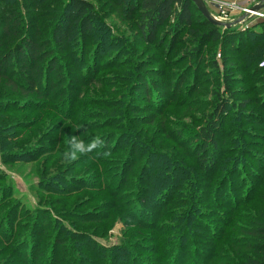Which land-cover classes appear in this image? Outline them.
I'll return each instance as SVG.
<instances>
[{
	"label": "rangeland",
	"instance_id": "rangeland-1",
	"mask_svg": "<svg viewBox=\"0 0 264 264\" xmlns=\"http://www.w3.org/2000/svg\"><path fill=\"white\" fill-rule=\"evenodd\" d=\"M89 1L94 4L101 21L94 24L93 33L74 40L66 49L59 48L56 51L60 55L59 60L65 64L62 73L66 77L75 81L79 73H82L78 82L72 83L74 89H67V94H61L52 101H40L37 98L35 103H30L34 95L24 97L22 93H15L8 82L0 81V213L13 208L7 212L10 217L4 225L13 224L15 231H25L35 215L41 217L36 229L44 225L49 228L51 236L57 228L56 225H61L60 229L67 239L61 247L67 248L62 251V255L66 256L64 261H70L69 264H98L96 258L92 263V257L88 262L83 261L82 257L90 253L96 255L100 253V248L105 251L101 253L102 256L106 258V255L115 254L122 260V264H137L135 261L139 258H142L143 264H160L159 259L163 254L152 252V249H156V245L160 247L171 241V233L167 226L171 213H176V207L187 205L188 199L192 196L191 186L197 178L192 154L186 149L188 145L175 143L166 134H162V130L157 131V127H153L151 132L147 131L150 126L145 127L143 134L149 133L146 144L151 147L138 145L135 152L139 160L137 169H141L142 164L147 163L156 171H147L142 179H138L137 176L131 179L126 170L121 168L123 154H118L116 159L109 155L99 159V154L95 152L108 139V149L114 148L118 141L130 145L135 139L130 136L119 138V130L122 128L135 129L134 136L138 139L143 138L138 129L145 125L144 122L140 124L137 121L131 122L128 112L120 110L125 102L128 105L137 104L140 114L144 115L167 106L163 113L164 126L166 130L184 128L185 144L190 141L191 144L194 143L192 139L205 125L209 114L224 102L231 111V115L226 116L227 129L232 133L241 128L240 125H236L234 119L235 115L243 111L247 113L245 122L249 121L246 123L247 129L252 133L247 135H254L253 138L248 136L243 138L246 143L238 152L243 160L239 162L241 166H237V171H243L246 163L252 170L258 169V162L264 159V81L258 78V73L254 72L255 68L248 66L242 70L243 63L235 61L233 73L237 81L229 90L236 91L233 98L235 102L241 104L247 99L251 100L249 105L241 110L240 105H233L230 93L224 92L225 85L217 84L216 80L219 81L221 77L218 76L215 66L211 65L212 61H209V52L203 59L200 55L197 60L193 57L167 60L158 53L160 50L155 45L142 40L137 30V19L127 18V1ZM19 10L22 13L31 12L30 8L22 5L19 6ZM240 15L233 13L231 17L223 20L234 22ZM261 21H264V18L253 16L247 22L250 26L246 27V23H237L232 29L235 33L243 34L249 27ZM167 27L169 28V25ZM102 36H105L103 44L99 41ZM228 44L221 41L208 43L205 49L217 53L218 59H221L222 52L237 56L238 53H235ZM192 45L195 46L197 43ZM238 56L244 60V64L247 62L245 55ZM139 62L144 64L138 66L136 63ZM219 63L222 70V62ZM133 64L136 65L135 68ZM114 65H119L126 71L118 70ZM139 73L144 76H138ZM134 74L135 79L130 84L127 79L132 78ZM86 75V80L90 78L101 80L89 87L91 93H77L75 89L80 85H86ZM244 79L247 80L243 81ZM160 83L162 84L159 85ZM142 86L147 87L146 91L141 88ZM133 87L136 93L131 96ZM218 87L222 93L219 96L215 94ZM103 95L104 97L99 98ZM221 95L223 99L220 98ZM162 101L163 103H160ZM104 105L110 109L103 108ZM226 117L223 115L219 120ZM251 122L253 124L249 125ZM133 124H136L137 128H134ZM29 125L32 126L28 128ZM118 125H121V128ZM73 138L83 140L86 145L95 139L102 140L103 143L93 148V153L77 152L73 156L70 143ZM236 139L230 134L226 140L228 149L239 144ZM169 146L171 149H168ZM11 147L14 149L11 150ZM103 160L106 163L100 166ZM180 160L183 163L179 165ZM178 166H184L183 170ZM259 170L264 171V168ZM166 175H170V178ZM158 179L162 181L175 179L174 184L180 188L179 193L169 195L172 196L169 203L161 210L153 204L158 192L155 187L160 182ZM122 182L126 183L127 188L118 196L122 195L123 200L128 201L125 214L115 206L118 184ZM140 186L151 189L153 196L151 192L146 194L141 191ZM244 189L241 191L237 189L232 195L208 196V202H205L201 206V211L197 212L204 221L205 228L197 229L195 232L202 233L206 238L191 234L192 238L182 244L187 249V254L180 261L181 264L193 263L192 258H196L197 255L204 260L199 250L203 249L208 255L210 250L216 249L217 238L219 242L224 241L220 236L225 232L234 231L235 234H241V230H236L234 226L228 227L227 222L232 223L236 220L232 210L236 209L239 212L245 209L244 203L248 196L244 194ZM135 196L146 197L142 208L133 206L136 203ZM229 196L232 199H229ZM147 209L154 212L157 210L156 215L148 218ZM143 214H146V218L142 217ZM238 223H241L240 219ZM65 229L87 230L93 235L92 238L72 241L71 235ZM223 229L226 230L224 233ZM158 233H163L159 240H150ZM51 236L46 238L45 247H42L43 257L50 250ZM123 245L128 248H122ZM2 247L4 246L0 245V248ZM173 250L174 248L170 254L174 252ZM126 251H129V254L125 256ZM7 255L9 251L4 257ZM198 263L202 262L198 260ZM43 264L51 262L44 260ZM114 264H117L115 260Z\"/></svg>",
	"mask_w": 264,
	"mask_h": 264
},
{
	"label": "trees",
	"instance_id": "trees-1",
	"mask_svg": "<svg viewBox=\"0 0 264 264\" xmlns=\"http://www.w3.org/2000/svg\"><path fill=\"white\" fill-rule=\"evenodd\" d=\"M123 1H127V18L129 20L137 19V30L145 43L155 45L160 50L158 53L162 57L164 56L167 60L173 58L170 59L172 61L179 57L181 60L186 57H193L197 60L200 55L203 59L205 54L209 52V61H212L211 65L215 66L218 76L221 77L219 81L216 80L217 84L225 85L224 92L230 93V100L234 102L233 105H240L241 110L249 105L251 101L249 99L241 102V104L235 102L233 98L236 91H230L229 88L237 81L233 73L234 67H236L235 61L237 60L243 63L242 70L251 66L255 68L254 72L258 73V78L264 81V21L249 27L243 34H238L232 28L228 29L207 20L192 0ZM20 5L30 8L31 12L22 13L19 10ZM118 10H120L119 6ZM198 14L201 17H198ZM100 21V14L89 0H0V29L2 30L0 32V81L8 82L15 93H22L24 97L29 98L34 95L33 99L29 101L30 103H35L37 98L40 101H52L61 94H67V89L75 88L72 83L78 82L82 73H79L75 81L66 77L62 73L65 64L59 60L60 55L56 51L59 48L66 49L67 45L73 43L74 40L81 39L90 32L93 33L94 24ZM182 27L184 28L182 29ZM104 39L105 36H102L99 41L103 44L105 43ZM220 41L226 44L229 43L230 48L238 55H245L246 65L238 55H228L222 52L221 55L219 54L221 59H218L216 57L217 53L212 52L211 49H205L206 44ZM195 43L197 45L193 46L192 44ZM219 61L222 62V70ZM141 63L136 64L139 66ZM119 65L114 66L125 72L126 69H122ZM133 66L136 67L135 64ZM135 74L132 78L128 77L127 80L130 84L135 79ZM137 75L144 76L140 73ZM86 78L87 75L85 80ZM100 80L87 79L85 87L80 85L75 91L89 94L91 93L89 87ZM144 84L146 85L147 82H144ZM220 87L215 91L218 96L222 94ZM141 88L145 91L147 89L145 86ZM131 91H133L131 96H134L136 93L135 87ZM102 97L104 95L99 98ZM146 98L148 100L147 96ZM220 98L223 99V95ZM160 103H163V101ZM167 103L168 101L165 105ZM166 107L155 109L144 115L140 114L137 104L128 105L125 102L120 110L128 112L131 122L137 121L139 124L144 122L145 125L138 129L140 136L142 135L143 138L138 139L134 136L136 135L135 129L122 128L119 130V138L130 136L135 139L130 145L126 142L118 143V141L114 148L108 149V139L95 152L99 154V159L108 155L116 159V156H119L118 154H123L121 168L126 170V174L131 179L135 176L142 179L147 171H156L155 168L149 167L147 163H143L141 169H137L139 160L136 158L135 152L138 145L143 144L146 148L151 147L146 144L149 133L143 134L145 127L150 126L147 130L150 132L153 127H157V131L162 130L161 133L166 134L175 143L188 145L186 149L192 154L197 175L195 183L191 186L192 196L188 199L187 205L178 206L176 207V213H171V219L167 225L171 233V241L160 247L156 245V249H152V252L163 254L159 259L160 264H181L180 261L187 254V249L182 244L192 238L191 234L194 233V235L206 238L202 233L195 232L197 229L203 230L202 228H205L204 221L201 220L197 212L201 211V206L205 202H208V196H216V194L232 195V193L237 192V189L241 191L245 188L244 194L248 196V200L244 203L245 209L239 212L236 209L232 210L236 220L232 223L227 222L228 227L233 228L234 226L236 230H241V234H235L234 231L226 233V230L223 229L222 233H225L220 238L222 237L224 241L219 242V238H217L215 240L217 242L216 249L210 250L208 255L204 253L203 249H200L199 254L203 255L205 261L197 255L196 258H192L193 263L191 264H199L198 260L202 262L200 264H264V171L260 172L259 170V168H264V159L258 162V169L252 170L249 164L246 163L247 166L243 171H237V166H241L239 162L243 160L238 154L243 148L242 145L246 143L243 138L245 136L254 137V135H247L252 134L247 129L246 123L249 121L245 122L247 113L241 111L239 115H235L236 125H240L241 128L231 133V130L227 129L228 119L226 117L231 115V111L223 102L215 108L213 113L209 114L208 120L204 122L205 125L198 130L197 136L192 139L194 143L191 144L190 141L185 144L186 133L184 128L166 130L163 121V113L166 111ZM103 108L110 109L107 105H104ZM223 115L226 118L219 120V117ZM252 124V122L249 123V125ZM31 126L29 125L28 128ZM118 126L121 128V125ZM160 126H162L161 129ZM133 127L137 128L136 124H133ZM230 134L237 138L239 144L228 149L226 140L230 137ZM11 148V150L14 149ZM168 149H171V147L169 146ZM89 152L93 153L94 150L91 149ZM167 154H171V152H167ZM105 163L103 160L100 162V166ZM182 163L183 161L180 160L179 165ZM183 167L178 166V168H181L180 170H183ZM161 168V171H163L162 165ZM166 176L170 178V175ZM158 180L162 184L159 182L155 185L158 192L155 195L153 204L161 210L169 203L172 197H169V195L178 192L180 188L174 184L175 179L171 181L169 179L166 181ZM124 182L118 184L115 206L125 214L127 213L128 201H124L122 195L118 196L123 189L127 188ZM140 189L146 194L151 192L153 196V192L150 191L151 189H147V186H140ZM229 199H232L231 196H229ZM134 201L136 203L133 206L142 208L146 197L135 196ZM10 210H13V208L8 209L5 212L6 214L4 211L0 213V229L3 228V231L0 232V245L4 246L0 248V264H43L44 260L50 261L51 264L70 263V261H64L66 256L62 255V251L67 248L62 249L61 247L67 239L64 238L63 231L60 229L61 225H56L57 228L51 236V232H48L49 228L44 225L36 229L41 217L35 215L31 225H28L29 227L25 231H15L13 224H11L12 227L9 224L4 225V222L10 217L7 214ZM147 212L149 214L148 218H151L156 215L157 210L154 212L147 209ZM142 217L146 218V214H143ZM238 218L241 223H238ZM65 231L71 235L72 241L92 238L93 235L87 230L71 231L65 229ZM50 236L49 246L51 247L46 256L43 257L42 247H45L46 238ZM162 236L163 233H158L150 240H159ZM122 248L128 247L123 245ZM173 248L174 252L170 254ZM209 249L210 247L207 250ZM7 251H9V255L4 257ZM102 252L105 251L100 248V253L96 255L90 253L82 257V260L88 262L89 258L92 257V263L96 258L98 264H114V260L117 264H122V260L116 257L115 254L106 255L105 258L101 255ZM127 254H129V251H126L124 255ZM24 257L27 259L25 260ZM141 259L139 258L135 262L143 264Z\"/></svg>",
	"mask_w": 264,
	"mask_h": 264
},
{
	"label": "built area",
	"instance_id": "built-area-1",
	"mask_svg": "<svg viewBox=\"0 0 264 264\" xmlns=\"http://www.w3.org/2000/svg\"><path fill=\"white\" fill-rule=\"evenodd\" d=\"M212 15L221 21L224 18L231 17L233 13H240L243 17L240 24H245L246 27L248 19L253 16H260L264 18V6L256 9L257 5H264V0H204ZM212 9L214 11H212ZM238 18V19H239ZM233 22V21H230Z\"/></svg>",
	"mask_w": 264,
	"mask_h": 264
},
{
	"label": "water",
	"instance_id": "water-1",
	"mask_svg": "<svg viewBox=\"0 0 264 264\" xmlns=\"http://www.w3.org/2000/svg\"><path fill=\"white\" fill-rule=\"evenodd\" d=\"M196 7L198 8V10L203 14V16L209 20L210 22L216 24V25H222L224 26L225 28H232L235 24L237 23H240L241 20L243 19V17H240L239 19H237L236 21L234 22H224V21H221L219 19H216L212 13L209 11L208 7H207V4L204 0H192ZM264 5H257L255 8L256 9H259L261 7H263Z\"/></svg>",
	"mask_w": 264,
	"mask_h": 264
},
{
	"label": "clouds",
	"instance_id": "clouds-1",
	"mask_svg": "<svg viewBox=\"0 0 264 264\" xmlns=\"http://www.w3.org/2000/svg\"><path fill=\"white\" fill-rule=\"evenodd\" d=\"M70 143L71 148L73 149L72 155L75 156L77 152L84 154L91 151V149L96 148L98 145L102 144L103 141L95 139L86 145L83 140H77L76 138H73Z\"/></svg>",
	"mask_w": 264,
	"mask_h": 264
}]
</instances>
